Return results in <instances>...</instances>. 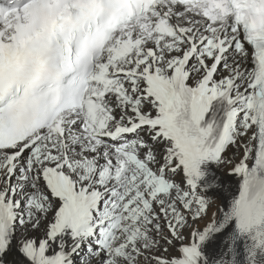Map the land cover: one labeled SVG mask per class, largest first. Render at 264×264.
I'll return each mask as SVG.
<instances>
[{"label":"snow or ice","instance_id":"snow-or-ice-1","mask_svg":"<svg viewBox=\"0 0 264 264\" xmlns=\"http://www.w3.org/2000/svg\"><path fill=\"white\" fill-rule=\"evenodd\" d=\"M0 264H264V0H0Z\"/></svg>","mask_w":264,"mask_h":264}]
</instances>
